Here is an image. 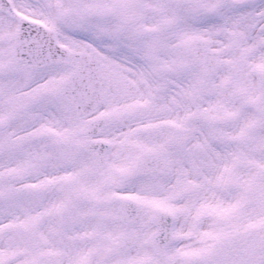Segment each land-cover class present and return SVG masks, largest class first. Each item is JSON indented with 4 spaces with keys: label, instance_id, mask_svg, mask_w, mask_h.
<instances>
[{
    "label": "snow or ice",
    "instance_id": "6c2138e0",
    "mask_svg": "<svg viewBox=\"0 0 264 264\" xmlns=\"http://www.w3.org/2000/svg\"><path fill=\"white\" fill-rule=\"evenodd\" d=\"M0 264H264V0H0Z\"/></svg>",
    "mask_w": 264,
    "mask_h": 264
}]
</instances>
